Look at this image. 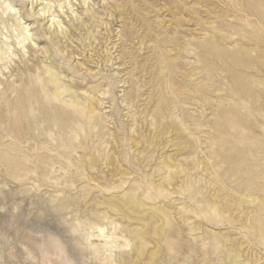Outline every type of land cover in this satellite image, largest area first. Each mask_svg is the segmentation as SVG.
Returning <instances> with one entry per match:
<instances>
[{
    "label": "rangeland",
    "instance_id": "1",
    "mask_svg": "<svg viewBox=\"0 0 264 264\" xmlns=\"http://www.w3.org/2000/svg\"><path fill=\"white\" fill-rule=\"evenodd\" d=\"M10 1L14 7L4 13L5 2L0 0V32L7 34L12 47L8 54L1 44L0 51V264H43L44 249L52 258L59 247L74 264H110L107 252L99 258L90 254L84 228L100 222L110 228L112 218L120 217L90 210L89 202L126 189L167 217L163 250L154 264H236L237 254L245 264H264V103L243 97L231 77L237 66L235 76L244 77L241 85L258 88L264 102V25L244 10L249 1L254 12H262L264 0L256 4L255 0ZM40 3H50L49 14L54 12L55 20L62 22L57 28L73 34L78 58L86 63L83 69L76 65L77 56L60 51L62 34L48 33L56 24L51 25L53 16L45 18L39 11ZM224 7L226 14L221 13ZM93 8L94 18L89 14ZM109 11L115 15L109 16ZM13 13L32 31H24ZM120 13L127 18H119ZM85 20L97 37L101 56L92 39L84 40L89 33L81 26ZM15 27L26 37L20 47L12 31ZM130 30L137 37L134 40ZM221 31L233 40L244 34L253 38L248 46L240 45L248 51L240 63L244 69L214 51L209 55L201 51L199 43L211 35L219 38ZM0 37L5 40V35ZM141 41L146 42L143 49ZM236 44L227 46L232 49ZM258 46L261 54L250 51ZM105 47L111 59L107 70L102 66ZM118 54L124 59L115 60ZM43 59L64 71L73 85L105 90L103 109L90 116L88 95L83 93L81 107L69 96L56 98ZM169 65L175 67L171 78L164 75ZM253 108L263 110L258 120ZM157 110L183 120L185 140L164 136L151 140V145L147 142L148 123L158 121L159 127L166 121L153 119ZM126 115L141 120L136 123L140 135L136 147ZM189 135L196 144L188 141ZM186 142L190 146L181 150ZM111 154H119L122 168L131 169L134 176L111 180L119 163ZM169 154L177 155L174 158L183 161L187 172L175 175L173 186L160 188V180H170L161 163ZM203 157L225 189L213 184L206 167L199 165ZM90 175L99 177L101 185L91 182ZM228 192L256 200L239 207L232 197L224 200ZM133 254L132 247L117 250L114 264H128Z\"/></svg>",
    "mask_w": 264,
    "mask_h": 264
},
{
    "label": "bare ground",
    "instance_id": "2",
    "mask_svg": "<svg viewBox=\"0 0 264 264\" xmlns=\"http://www.w3.org/2000/svg\"><path fill=\"white\" fill-rule=\"evenodd\" d=\"M3 1L5 2V4L3 5V8H4L3 12L4 13L9 8L14 7V5L12 4V2L10 0H3ZM103 1L105 2L106 0H103ZM256 3L257 2L255 0V4ZM39 5H43L42 8L39 9V11H41L43 13L45 18H49L50 16H53L51 19L52 20L51 25L54 23L57 25V26L56 25L54 26V29L49 30L48 33L52 32L51 34L54 36H58L59 33L62 34L60 40H62L63 46L61 47L60 51L62 53H72L73 55L77 56L76 65L79 69H83L86 63L82 59L78 58L81 54L78 51L79 45H77L75 43L76 41L74 40L73 34L70 31H62V29L59 30L57 28L58 26L62 25V22L55 20L57 18V16L54 14V12L49 14V12H51V9H52V5H50V3H48V4L47 3H45V4L40 3ZM247 5L251 6L249 4V1H248ZM33 6H34V4L32 2V7ZM59 6L62 8V5H59ZM249 6H247L244 9L245 11H247L248 16L249 15L255 16L258 23L260 24V26L264 25V8H263L262 12L260 11V9H258L256 12H254ZM114 7H115L116 12L119 11L117 6H114ZM125 10L126 9H124L123 12ZM10 11H12V10H9V12ZM227 11L228 10L224 7L221 10V13L226 14ZM109 12H110L109 16L115 15L114 12H112V11H109ZM95 13H96V11L94 12V8H93V10L89 11V14L92 18L95 17ZM13 14L18 19L17 14H15V13H13ZM118 17L119 18H121V17L127 18V16L122 15V13H120V15H118ZM130 20L131 19L129 18L128 23H130ZM18 21H19L18 25H21L22 29L24 31H27V33L32 31V28H30V26L28 24H26V25L21 24V21L19 19H18ZM48 21H50V20H48ZM96 22L97 21H94L95 24H96ZM24 23H26V22H24ZM90 23H92V22H90ZM95 24H94V28H98L100 26V25L98 26V24L97 25H95ZM103 24H105V23H103ZM81 26L83 28L84 27L87 28V31L89 32V33H86L84 40L92 39L93 40L92 45L94 46L95 52L99 56H101V54H99V52H97V45H95V41L97 40V37L94 35L93 30L89 26V21L85 20L84 22L81 23ZM105 26H106V28H108V24H106ZM260 26H258V27L260 28ZM244 27H245V24H244ZM12 31L14 33V37L18 40V45L20 47L25 42L26 37L23 35L22 32H20L17 29V27L12 28ZM128 33L130 34L131 40H134L135 38H137V37H135L134 34L131 33V30L128 31ZM256 33H258V32H256ZM225 34L230 36L228 33H224L223 31H221V35H219V38H216L215 36L211 35L209 40L201 41L199 43V47L201 48V51L205 52V55H209L210 53H212V51H214L219 57L224 58V59H228L231 63H233L234 66L238 65L240 68V63H242L241 61H242L243 57L248 54V51L245 50L246 48L244 47L245 48L244 49L240 45H243V43H245V46H248L249 43L251 41H254V40L250 34L248 35L249 37L246 36L245 34L238 36L235 40H233L231 38L232 36L226 37ZM0 35L1 36L5 35V40L2 37H0V51L3 50L2 46H1V44H3L4 46H6L4 49L5 53L10 54L9 50H12V47L8 42L7 34L1 31ZM116 35H118V32L116 33ZM254 36H255V34H254ZM258 36H259V34H258ZM263 39H264V37H263ZM235 41L237 42V44L232 49H230L227 46V43L235 42ZM68 42H70V43H68ZM131 42H133V41H131ZM66 43H68V44H66ZM262 43H264V42H262ZM64 44H65V46H64ZM140 44H141L140 45L141 49H143L144 46L146 45V42L141 41ZM255 44H256V42H255ZM190 45H193V43H187L186 44V46H190ZM80 46H81V44H80ZM22 47L24 49V45ZM83 48H81V49H83ZM114 48H115V46L112 49L114 50ZM259 48L260 47L258 46V47L252 48V50H250V49L249 50L252 51L253 53L257 54L260 52V54H261V52H263V51H261V49H259ZM117 49L118 48L116 46V51H117ZM84 51H85V49H84ZM88 51H91V49L87 48V52ZM183 51L189 52V48H185ZM48 52H49V50L46 49V51L44 52V57H45V55L47 56ZM104 52H105V55L102 57V61L105 60V62H104V65H102V66H104L105 70H107V68H108L107 61H111V59L109 58L110 53L108 52L107 47H105ZM115 52H112V53H115ZM249 53H250L249 55H251V52H249ZM89 56L91 57V59L94 58L93 53H90ZM256 57L258 58V56H256ZM1 59L3 60V58H1ZM118 59H124V57L121 56L120 54H118L115 56V60H118ZM263 61H264V59H263ZM263 61L261 62L262 64H263ZM252 62H251V64H252ZM257 62L259 63V61H257ZM41 63L43 64V66L46 67L45 73L47 75L48 84L50 86V90H51L52 94L56 98L69 96V97L74 99V102H75L77 107H81L83 104V99L81 97V94L83 93V94L88 95L87 111H88V114L90 116H92L96 111L103 109L102 106L104 104V100H103L102 96H104L106 94L105 90H103V91L97 90L98 92H93L90 88H79V87L73 85L69 80H67V77H68L67 74L64 71H62L57 65L48 64V63H46V61H44V59L41 61ZM244 63H246V62H244ZM261 63H260V66L262 65ZM122 64L124 65L125 63H122ZM251 64H249V66ZM235 67H237V66H235ZM235 67H233V71H231V74H232L231 77H232V82H233L232 86L234 87V89L235 88L238 89L239 93L243 97L250 99L253 103H256V101H259L258 102L259 104H261V102L264 103L263 101H261V97H263V96H262L260 90H258V88L257 89L249 88V86H247V85H241V81H242V79H244V77L242 79H240L238 76H235V70H234ZM244 67H246V66H244ZM253 67L255 68V66H253ZM253 67H251V70ZM261 67L264 68L263 66H261ZM242 69H244V68H242ZM162 71H163V69H162ZM174 71H175L174 65H169L167 67V70L164 71V75L170 76V78H171ZM244 71L245 70H243V72ZM255 71H257V70L255 69ZM260 72H261V70L259 71V73ZM262 72H263V70H262ZM240 73H242V72L240 71ZM252 73L253 72H251V74ZM248 75H250V73ZM253 76L256 77L255 74ZM245 79H248V78L246 77ZM263 79H264V75H263ZM263 79H262V81H264ZM254 80H255V78H254ZM257 80H258V78H257ZM260 82H261V79H260ZM170 83H174V82H170ZM244 83H246V82H244ZM252 83L255 84L253 79L249 84H251V86H252ZM167 89H168V85H167ZM261 90H263V89H261ZM262 92H264V91H262ZM129 96H130V94H129ZM150 96L151 95H149V97ZM163 97L164 96H162V98ZM149 99H147V100H149ZM163 99H165V97ZM147 100H146V102H147ZM152 102L153 101H150V103H152ZM168 102L171 103L169 101V99H168ZM230 102H231V100H228V103H230ZM145 104H149V103H145ZM148 108H149V106H148ZM250 109H251V107H250ZM261 112H263V110L258 111V109H257L254 111L255 115L259 114V116H257V120L259 117H262L260 115ZM152 116H153V119H156V120H158L159 118H166L167 122L169 120H171L170 123H172L174 129L171 130L172 128L170 129L169 123L167 125L166 121H161V125L159 127L157 126L158 121L148 123L147 142H150V145H151V140L153 141L155 138H158V137L161 138V137L166 136L167 138H169L171 136H174L175 138H178V137L182 136V138H183L185 135H188L187 127L185 126V123L183 122L182 119L181 120L177 119V115L176 116L171 115V117H172V119H171L168 116H166L162 110L160 113L157 110V112H155V113H154V111L152 112ZM252 116H254V115H252ZM126 117L129 120V125L132 128L130 130L131 143H132L133 147H136L137 144L140 143V140H139L140 135L138 132V128L136 126V123L138 122L139 118H137L136 116H133V118H132L129 115H126ZM254 117H256V116H254ZM187 139H188V141L189 140L193 141L196 144V140L192 139V137L190 135L187 136ZM176 140H178V139H176ZM189 146H190V144H188L186 142L181 147L182 148L181 150H183V148H184V151H185L186 148H188ZM139 153L140 152L138 151V154ZM90 156L92 158H94L93 155H90ZM112 156H114L116 161L118 159L119 163L117 162L118 167L115 169V173L113 171L111 172V175H112L111 180H114V178L117 177L118 175H120L121 177H128V178H131L134 176V172L131 169L125 168V167L122 168L123 164L121 163V158H120L119 154H118V156H116L115 154H111L109 157H111V159H112ZM175 156H177V155H175ZM174 157H173V155L169 154V155H166V157H164L161 160V163L165 166V173L170 178V180H167V181L160 180L159 181V185L161 186L160 188H162V187L168 188V186L169 187L173 186L171 180L175 178V175H178V174L184 175V173L187 172V169H185L184 168L185 166H183V163H182L183 161L180 162L181 160L179 161V159H178V161H176V159ZM188 160H190V159H188ZM186 162H187V160H186ZM202 164L206 167V172L208 174H210L211 179L214 182L213 184H217L219 186V188L225 189V186H223V184L218 180V178H216L215 175H212V170H211V167L209 165L210 163L208 164V162H206L204 160V157L201 161H199V165H202ZM59 167L60 166H58V165L55 167V172H57L59 170ZM201 167H203V166H201ZM202 170H203V168H202ZM89 180L91 182L97 183L98 185H101V183H102V180L99 177H96L93 175H90ZM163 185H167V186H163ZM119 190H121V189H119ZM243 190H245V189H243ZM226 196H227V198L224 197L225 201H228V199L230 197H232V200H233L232 202L234 204H237L239 207H241L243 203H252L253 201L256 200V198H254V197H251L253 199L250 200L249 194L247 196H241V195L236 196V195L228 192V195H226ZM89 209L90 210L94 209V210H97L99 212H103L105 210L107 212V214H109L110 216H119L120 217V218H114V217L112 218V220L109 223L111 225L110 228L107 225L108 223L104 224L103 222L90 223L87 226H85V228H84L86 230L85 240H86L87 248H88L90 254L94 255L96 258H99L101 255H103L104 253L107 252L109 254L108 259H112L111 261H109L110 264H114V261L117 260L116 258L113 259V253L114 252H116L117 250H122V252H123V251H125V249L132 247L134 254L131 255V257H129L126 260V261H128V264H154V262L157 261V258L159 257V255L161 254V252L163 250V245L161 243V239L163 238V236L165 234V228H166V223H167L166 215L158 207L151 206V204H148L146 202V200L143 198L134 197L131 194V189L130 190L126 189V190L120 191L118 193V195L117 194L110 195L107 199H101L98 197H96L95 199H92L89 202ZM125 223L127 225L124 227ZM78 224L81 226L80 222ZM117 229H118V231H117ZM119 233H120V235H118ZM227 240H228V238H227ZM169 249H170V247H169ZM43 256H44L43 264H56L55 262H58L61 264H74V263L70 262V259L67 257L66 251L61 247H59L55 250V252L53 254L54 257H52V258L49 257V253L46 251V249H44V251H43ZM234 261L236 264H245V262L243 263L244 260L243 261L240 260V255H238V254L235 255ZM247 261H246V263H247Z\"/></svg>",
    "mask_w": 264,
    "mask_h": 264
}]
</instances>
